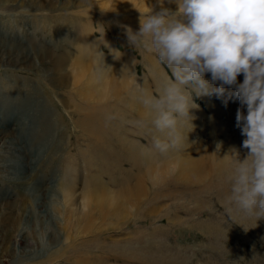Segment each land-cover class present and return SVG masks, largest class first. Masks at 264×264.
<instances>
[{
	"label": "rangeland",
	"instance_id": "rangeland-1",
	"mask_svg": "<svg viewBox=\"0 0 264 264\" xmlns=\"http://www.w3.org/2000/svg\"><path fill=\"white\" fill-rule=\"evenodd\" d=\"M160 2L0 0V264H264V218L227 201L233 150L240 160L249 151L238 98L225 105L193 93L196 106L179 122L186 141L162 152L154 139L165 133L132 105V91L102 97L89 94L85 81L60 80L76 68L57 69L53 57L100 60L159 94L171 70L131 44L127 30L139 31L150 12L178 10L176 0ZM191 146L204 149L199 171L159 172ZM61 183L77 196L131 192L119 215L95 202L66 209L54 193Z\"/></svg>",
	"mask_w": 264,
	"mask_h": 264
},
{
	"label": "clouds",
	"instance_id": "clouds-1",
	"mask_svg": "<svg viewBox=\"0 0 264 264\" xmlns=\"http://www.w3.org/2000/svg\"><path fill=\"white\" fill-rule=\"evenodd\" d=\"M176 2V12H150L141 19L139 31L127 30L131 44L154 52L172 74L159 94L134 84L152 124L165 133V138L154 139L155 147L163 152L181 142L179 122L196 106L193 93L215 95L225 105L238 98L237 126L249 151L240 160L233 150L227 201L264 218V0Z\"/></svg>",
	"mask_w": 264,
	"mask_h": 264
},
{
	"label": "bare ground",
	"instance_id": "bare-ground-1",
	"mask_svg": "<svg viewBox=\"0 0 264 264\" xmlns=\"http://www.w3.org/2000/svg\"><path fill=\"white\" fill-rule=\"evenodd\" d=\"M127 1L128 2H139V3L142 2V3H145L144 6H149L150 2L155 1V0H127ZM106 8H108V6H106ZM1 48H2V50H4L5 47L2 46ZM45 54L48 56L50 54V52L47 51ZM21 56H23V55H21ZM53 58H54V64L57 67V69H61L64 72H68L67 67L73 66L74 69L76 68L74 70V75L73 74L72 75L67 74L65 77L60 78V80L62 82H64L68 76H69V79H71V78L74 79V82L76 85L77 84L79 85L80 82L85 81L86 82L85 83L86 84L85 89L89 94L90 93L97 94V95H101L102 97L110 96V95L111 96L112 95L113 96L114 95H121L123 93L125 95H127L129 93V96H131V91H132L133 92V101H134V98H135V101H138V103L134 101V104H132V105H138L142 111L147 110L145 108V106L143 104H141L140 100L137 98V93L134 89V82L130 81V79H126L124 77H121V76L117 75L116 73H112L110 71L104 70L100 60H94L93 62H91L90 65H85L84 63H82L79 60H77V61L74 60V62L71 61V63H69V61L64 60L62 56H55ZM21 61H22L21 59H13V62H21ZM24 61H27V60H24ZM24 61H22V62H24ZM55 85H57V83ZM127 99L128 98H126V100ZM182 129L181 130L179 129L181 134L184 131V130L182 131ZM0 133H2L1 130H0ZM184 135H185V131H184ZM182 139L185 140V138H183V137H182ZM185 141H184V143H185ZM184 145L190 146V144H186V143ZM225 146H228V145H225ZM188 148H189V150L185 154H180V155L172 158L170 161H168V163H165V164L163 163L164 165L160 166L159 172L162 171L161 173L163 174V172H165V170H166L165 167H171L172 165H175V167H179V169L181 170V174L184 175L185 177H191L195 173V171H199L198 168L201 165L199 158L201 157L202 151L204 149L192 148V146L188 147ZM227 151L228 150L226 149L224 152L225 153L224 155H226ZM217 158H219V157H217ZM218 160H220V159H218ZM175 169H177V168H175ZM151 171H152V168H150V170L148 172L151 173ZM60 187H61L60 190H54V193H56L55 197H57V198L61 197L63 199L64 207L66 209L67 208L76 209V207H78V205H80V207L82 206L83 208H85L90 203L95 202L99 206L100 205L101 206L109 205L110 208H113V211L116 212V214L118 213V215L123 210L122 205L125 202H127L128 197L126 196V192L127 193L131 192L130 187H126L122 191L121 190L120 191H108L107 189H103L102 191H100V190L87 191V192L82 193L81 195L77 196L75 188L73 186H70L68 183H61ZM135 189L137 190L138 196L142 195L141 186L136 185ZM78 201L80 203H78ZM15 209H17V212L20 210L18 206H16ZM10 220L16 222V218H14V217H10L9 221ZM7 232H9V231H7Z\"/></svg>",
	"mask_w": 264,
	"mask_h": 264
}]
</instances>
